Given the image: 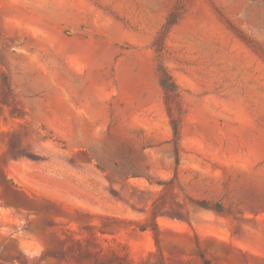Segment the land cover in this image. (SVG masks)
Returning a JSON list of instances; mask_svg holds the SVG:
<instances>
[{
    "label": "rangeland",
    "instance_id": "374dc122",
    "mask_svg": "<svg viewBox=\"0 0 264 264\" xmlns=\"http://www.w3.org/2000/svg\"><path fill=\"white\" fill-rule=\"evenodd\" d=\"M252 175L264 0H0V264H264Z\"/></svg>",
    "mask_w": 264,
    "mask_h": 264
},
{
    "label": "trees",
    "instance_id": "16d2710c",
    "mask_svg": "<svg viewBox=\"0 0 264 264\" xmlns=\"http://www.w3.org/2000/svg\"><path fill=\"white\" fill-rule=\"evenodd\" d=\"M159 73H160V85L165 91L167 101L170 100L172 97H178L179 92H178V86L174 79L172 78L171 74L169 71L166 69V67L161 63L159 65ZM171 126L173 129V141L176 145H178V142L181 137V127L178 122V120L174 117L171 116ZM178 155V152H177ZM205 207H210L207 206V204H202ZM212 208L219 210L221 209V206H211Z\"/></svg>",
    "mask_w": 264,
    "mask_h": 264
},
{
    "label": "bare ground",
    "instance_id": "6f19581e",
    "mask_svg": "<svg viewBox=\"0 0 264 264\" xmlns=\"http://www.w3.org/2000/svg\"><path fill=\"white\" fill-rule=\"evenodd\" d=\"M251 181L262 191H264V175H252Z\"/></svg>",
    "mask_w": 264,
    "mask_h": 264
}]
</instances>
